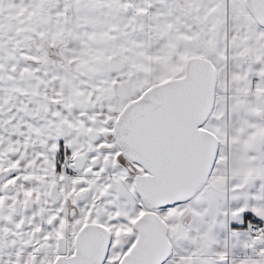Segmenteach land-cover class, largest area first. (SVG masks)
I'll return each instance as SVG.
<instances>
[{
    "label": "snow or ice",
    "instance_id": "snow-or-ice-1",
    "mask_svg": "<svg viewBox=\"0 0 264 264\" xmlns=\"http://www.w3.org/2000/svg\"><path fill=\"white\" fill-rule=\"evenodd\" d=\"M0 264H264V0H0Z\"/></svg>",
    "mask_w": 264,
    "mask_h": 264
}]
</instances>
